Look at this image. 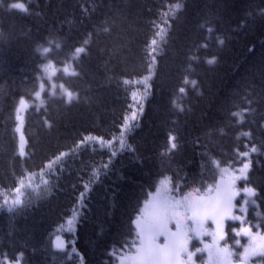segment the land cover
Wrapping results in <instances>:
<instances>
[{
	"label": "trees",
	"instance_id": "16d2710c",
	"mask_svg": "<svg viewBox=\"0 0 264 264\" xmlns=\"http://www.w3.org/2000/svg\"><path fill=\"white\" fill-rule=\"evenodd\" d=\"M17 1L26 12L10 8ZM0 36V202L29 180L21 205L0 208V264H113L160 180L181 193L203 190L222 167L239 168L238 152L253 145L247 183L264 219V0H0ZM48 61L60 67L53 90ZM67 65L77 74H65ZM150 73L145 92L138 81ZM22 98L31 101L24 156ZM90 134L110 142L82 143ZM70 216L75 228L55 249Z\"/></svg>",
	"mask_w": 264,
	"mask_h": 264
},
{
	"label": "snow or ice",
	"instance_id": "6c2138e0",
	"mask_svg": "<svg viewBox=\"0 0 264 264\" xmlns=\"http://www.w3.org/2000/svg\"><path fill=\"white\" fill-rule=\"evenodd\" d=\"M10 8L27 11L23 3H11ZM176 9L177 11L180 9L179 4L176 5ZM163 31L164 29L161 28L156 35L160 36ZM2 39L3 37L0 36V40ZM220 43L222 44L223 41L221 40ZM155 45H157V40L152 39L149 46L151 48L150 56L152 52L156 51L155 47H152ZM47 51L48 49L45 48L44 52ZM74 51L76 56H79L85 49L77 47ZM151 58L154 63L155 57L151 56ZM207 62L212 64L215 60L213 58ZM63 71L68 75L77 74L75 71L69 72L68 66H65ZM150 79L151 73L145 76L142 81H138L143 84L145 92L151 87L148 83ZM185 83L188 81L185 80ZM41 88H43V84H41ZM179 91L184 92V88H180ZM36 95L39 98V93ZM72 95L70 91L67 92L69 101ZM133 97H135V93H133ZM24 104L25 101L21 99V107ZM142 108L143 106L140 105L141 111ZM233 115H238V113H233ZM131 119H136L135 111L132 112ZM123 129L131 130L127 118H125ZM243 135L251 137L249 132H245ZM175 141L176 137L170 135L168 142L171 149L177 148L178 145ZM120 145L124 146L123 139H121ZM245 147L247 148V146ZM256 152L258 149L255 145L250 149L238 152V158L243 161L241 166L235 170L220 169V180L206 185L203 191L200 187H194L191 191L181 193L178 186L175 190L171 187L170 178L160 180L155 194L149 193L151 198L146 199L143 207L139 209V214L133 222L135 225L134 236L125 243L129 252L118 257L120 264H197L195 257L198 253H207L208 264H253L254 258H264V235L259 232L260 225L248 224L245 226L243 213L246 209L236 203L242 193L246 197L243 199L242 205L253 202L252 198L258 196L256 189L247 183L249 180L248 171L252 164L249 157L251 153ZM48 167L51 165L49 164ZM241 180L246 182L242 188L238 187V181ZM85 189H87V185H85ZM20 191V187H17L16 192L19 194ZM81 198H83V193H81ZM4 203L7 204L8 201L5 200ZM22 203L23 201L17 196L8 207V211H14L16 206ZM227 222H232V226H229ZM236 222H239V226H236ZM71 223L69 221V224ZM253 227L257 228L255 233L252 231ZM229 231L234 234V244L242 248V251L237 252L229 244ZM205 237H210V241H206ZM239 237H246L247 243L242 245ZM59 240L60 238L57 237V247L62 248L63 245L59 243ZM257 240L261 243H257ZM194 241L196 243H193ZM201 264H203V258ZM255 264H264V260H258Z\"/></svg>",
	"mask_w": 264,
	"mask_h": 264
},
{
	"label": "rangeland",
	"instance_id": "374dc122",
	"mask_svg": "<svg viewBox=\"0 0 264 264\" xmlns=\"http://www.w3.org/2000/svg\"><path fill=\"white\" fill-rule=\"evenodd\" d=\"M15 3H23L24 5H25V8H26V3L24 2V1H17V2H15ZM104 8V7H103ZM97 30H99V29H97ZM101 31V30H100ZM98 36H101V34H99ZM20 36H19V34H17V38H14V39H18ZM105 37H108V35H105ZM97 45V44H96ZM100 45V44H99ZM98 45V46H99ZM102 49V48H101ZM68 66V65H67ZM65 67V66H64ZM64 67H62V69L64 68ZM69 67V72H72V70L70 69V66H68ZM45 68L47 69L46 71H45ZM60 69V67H57V66H55L54 64H53V62L52 61H48L46 64H45V66H44V77L46 78V79H48L50 82H51V84H52V87H51V89L50 90H53V85H55V87H57L58 85H57V83L55 82V81H53L52 79H53V77H54V74L58 71ZM41 84H43V88H45V87H47L48 85H47V83H45V82H41L40 83V89H39V91L37 92V93H39L40 94V92H41V90L43 89V88H41ZM87 89H88V87H86ZM133 93H135V97H134V99H135V102L137 101V98H136V94H137V92H133ZM89 98V97H88ZM24 101H25V104L23 105V107H21V105H20V101H19V103H18V107H17V113H16V120H17V125H16V130H17V135H18V145H19V154H21V153H23V154H21V155H26V138H25V133H24V124H25V110L27 109V107H28V105L31 103V101L28 99V98H22ZM90 99V98H89ZM132 103V107H136V103ZM133 112V111H132ZM132 112H130L129 114H128V122H130L132 119H131V116H132ZM18 116H19V119H18ZM122 127H123V125H122ZM21 137H23V139H21ZM89 137H92V139H89ZM87 140H90V141H92V142H94V143H98V144H100V145H104V144H108L110 141L109 140H106L105 138H103L102 136H99V135H95V134H90V135H87ZM103 141V142H102ZM82 143L83 142H85V141H81ZM222 168H229L228 166H224V167H222ZM221 174V173H220ZM165 179V178H164ZM219 180H220V178H219ZM218 180V181H219ZM242 181L243 180H241V181H238V187H243L245 184H242ZM29 182V180H27L26 178H25V180L20 184V185H18L17 187H20V189H22L24 186H26V184ZM215 182H217V181H215ZM249 185V184H248ZM250 187H252L251 185H249ZM17 187H15V188H12L11 190H10V193H6L7 195L6 196H4L3 197V200H2V202H0V208H2V207H9L10 205H11V203H12V201L14 200V199H16L17 198V196H19L20 197V199H21V193H22V191H20V193L18 194L17 192H16V188ZM159 187V184H158V186L156 187V189ZM156 189L153 191V192H151V194L152 195H154L155 194V191H156ZM151 198V196L149 195V197H148V199H150ZM246 197H244V195H243V193L241 194V196L240 197H238L237 198V200H236V203H237V205L238 206H243V207H245V213H243V215H244V217H245V226H247L248 224H251V225H256V224H259L260 225V228H259V232H260V234L261 235H264V230H262V226H263V224H264V219H263V217L261 216V214H260V212H259V209H258V207H257V200H256V197L255 198H252V200H253V202H250L249 204H247V205H242V201H243V199H245ZM5 200H7L8 201V203L7 204H5L4 203V201ZM144 205V204H143ZM2 206V207H1ZM143 207V206H142ZM69 221H71L72 223L71 224H69ZM228 223V225L229 226H232V222H227ZM236 226H239V222H236ZM8 229L6 230V231H8L9 232V230L11 229V224H8ZM75 228V224H74V222H73V216H70V217H67V220H66V223L65 224H63V228H59V232H57L56 234H55V237H54V242H53V240H52V242H53V244H54V246L56 247L55 249H64L65 248V244H66V241H65V237H64V235H63V229H66L67 231H69V229H74ZM6 228H4V229H2V230H5ZM227 230V229H226ZM252 231H253V233H255L256 231H257V228H255V227H253L252 228ZM0 235H1V233H0ZM18 236H20L19 235V233H18ZM57 237H59L60 238V240H59V243H61L62 245H63V247L62 248H58L57 247V243H58V241H57ZM233 237H234V234L233 233H231L230 231H229V235H228V242H229V244H231L232 246H233V248H234V250H236L237 252H240V251H242V248H240V247H238V246H236L235 244H234V239H233ZM238 239H240L241 240V244L243 245V244H246L247 243V238L246 237H239ZM205 240L206 241H210V237H205ZM193 243H196L195 241L193 242ZM223 243V242H222ZM257 243H261V241H259V240H257ZM0 244H1V246H2V243H1V239H0ZM36 250V249H35ZM129 252V251H128ZM128 252H123L122 254H119L118 256H117V260H115V263L114 264H120V261H119V259H118V257H122V256H124L126 253H128ZM202 258H203V264H208V261H207V253H198L197 254V256L195 257V259H196V261H197V264H201V260H202ZM258 260H262L260 257H257V258H254V261H253V264H255V262L256 261H258ZM4 264H22V261H21V259H18V260H15V261H11V262H7V263H4Z\"/></svg>",
	"mask_w": 264,
	"mask_h": 264
},
{
	"label": "bare ground",
	"instance_id": "6f19581e",
	"mask_svg": "<svg viewBox=\"0 0 264 264\" xmlns=\"http://www.w3.org/2000/svg\"><path fill=\"white\" fill-rule=\"evenodd\" d=\"M147 67H148V65H147Z\"/></svg>",
	"mask_w": 264,
	"mask_h": 264
}]
</instances>
